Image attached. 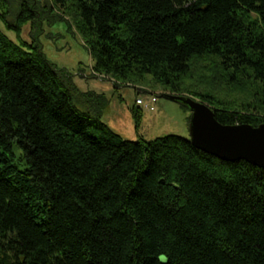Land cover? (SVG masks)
Returning a JSON list of instances; mask_svg holds the SVG:
<instances>
[{"label":"trees","instance_id":"1","mask_svg":"<svg viewBox=\"0 0 264 264\" xmlns=\"http://www.w3.org/2000/svg\"><path fill=\"white\" fill-rule=\"evenodd\" d=\"M64 15L116 87L264 124V0H0V264H264V168L113 131L39 44Z\"/></svg>","mask_w":264,"mask_h":264},{"label":"rangeland","instance_id":"2","mask_svg":"<svg viewBox=\"0 0 264 264\" xmlns=\"http://www.w3.org/2000/svg\"><path fill=\"white\" fill-rule=\"evenodd\" d=\"M63 17L64 21H58L53 25L44 22V32L39 37V44L54 64L73 74V82L80 91L93 92L106 97L108 103L101 114V120L104 123L124 139L131 141L141 138L150 141L171 134L190 138L189 123L192 112L189 109L183 108L179 103L161 98L160 95L164 94L161 89L153 90L148 86L135 87L126 83L121 84V82L117 83L118 87H116L115 80L95 73L89 49L73 25H70L71 18L66 15ZM0 29L17 44L33 41L29 24L24 26L20 37L14 31L8 30L2 22ZM149 95L158 97L156 110L149 111L141 107L143 118L136 129L131 112L135 107V99L147 100ZM178 95L201 100L189 94ZM233 95L222 96V98L225 97L232 102H242L249 97L243 94Z\"/></svg>","mask_w":264,"mask_h":264},{"label":"water","instance_id":"3","mask_svg":"<svg viewBox=\"0 0 264 264\" xmlns=\"http://www.w3.org/2000/svg\"><path fill=\"white\" fill-rule=\"evenodd\" d=\"M160 97L184 105L192 112L189 139L196 148L222 161L244 160L264 168V124L257 127L222 124L214 109L201 100L170 93Z\"/></svg>","mask_w":264,"mask_h":264},{"label":"built area","instance_id":"4","mask_svg":"<svg viewBox=\"0 0 264 264\" xmlns=\"http://www.w3.org/2000/svg\"><path fill=\"white\" fill-rule=\"evenodd\" d=\"M158 102V97L155 95H149L148 99L139 98L136 99V105L139 107H142L149 111H155L156 110V103Z\"/></svg>","mask_w":264,"mask_h":264},{"label":"crops","instance_id":"5","mask_svg":"<svg viewBox=\"0 0 264 264\" xmlns=\"http://www.w3.org/2000/svg\"><path fill=\"white\" fill-rule=\"evenodd\" d=\"M136 99H137V98H136ZM136 99H135V107H136L137 109H140V110H141L142 108L136 105ZM157 103H158V102H157Z\"/></svg>","mask_w":264,"mask_h":264}]
</instances>
